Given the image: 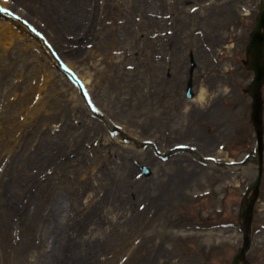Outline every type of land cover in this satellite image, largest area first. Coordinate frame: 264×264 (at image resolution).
<instances>
[{"label":"rangeland","instance_id":"1","mask_svg":"<svg viewBox=\"0 0 264 264\" xmlns=\"http://www.w3.org/2000/svg\"><path fill=\"white\" fill-rule=\"evenodd\" d=\"M106 1L82 5L81 0H0L2 10L24 18L48 37L61 62L76 73V80L71 81L62 74L64 84L58 83L55 74L47 76L45 63H39V46L25 38L15 23L18 36L0 45L4 52L0 57V153L5 154L0 163V236L5 235L11 245L2 246V251L13 252L14 241L22 238L19 244L30 247L26 258L33 261L29 264H50V252H57L54 234L40 231L33 241L29 232L11 223L9 206L16 204V187L10 184L29 171L33 182L26 189L27 196L40 192L48 180L47 186L52 185L55 192L77 191L73 193L78 194L83 214L76 218L81 219L83 233L77 236L74 251L88 264H230L241 244L238 209L242 194L257 167L255 160L239 161L256 147L251 98L246 91L252 72L245 66V46L264 0H154L153 8L150 0H142L145 15L150 13L155 23L148 36L157 44L160 39L165 43L153 55L166 69L154 71L148 83L155 87L144 86L166 96L159 100L154 93L151 121L142 119L148 118L149 107L144 103L134 116H143L142 122H131L126 109L117 111L118 105L132 97L127 93L129 78L138 75L141 80L146 68L138 58L116 57L109 65L110 52L119 55L121 50L128 56L131 49L127 45L114 49L111 41L126 37L121 26L124 18L120 11L115 15V0ZM133 4L131 0L123 6L125 15ZM63 6H69L67 14H62ZM88 6L97 9L92 18L82 12ZM131 13L132 27L134 20L146 27L151 23L140 16V10ZM81 14L90 37L74 34L76 23L66 27L71 20L81 19ZM136 36L137 41L144 38L142 31ZM144 48L140 40L139 51L146 53ZM121 66L126 73H121ZM82 74L90 75V85ZM190 75L194 95L201 86L205 92L204 107L184 96ZM109 82L116 85L108 87ZM142 85L139 81L136 92ZM118 93L122 95L116 99ZM262 98L264 106V86ZM262 142L263 173L247 253L251 264H264V125ZM78 144L79 152H70ZM178 144L186 148L175 147ZM51 147L56 150L48 155L49 161L26 160ZM80 152L89 158L82 164L76 160ZM163 154L167 159L162 160ZM14 155L24 159L21 165H16ZM206 156L219 160L208 163ZM64 158L73 159L72 165L60 161ZM119 160L123 166L134 165L121 178L116 167ZM140 166L148 167L150 174L143 175ZM175 168L177 176L172 175ZM134 178L143 179L139 192L129 185ZM112 179L118 181L115 186H109ZM5 184L9 185L4 188ZM63 244L71 247L65 239ZM41 248L49 252L41 256ZM65 257L60 264H67ZM0 264H19V259L0 258Z\"/></svg>","mask_w":264,"mask_h":264},{"label":"bare ground","instance_id":"2","mask_svg":"<svg viewBox=\"0 0 264 264\" xmlns=\"http://www.w3.org/2000/svg\"><path fill=\"white\" fill-rule=\"evenodd\" d=\"M81 1H82V5H83L86 2L92 3L93 0H81ZM109 1H111V0H108L106 2H109ZM150 1H151V4H149L150 5L149 7L153 8L152 5H154V0H150ZM144 2H146V0H144ZM130 3H131V0H115V7L117 8L115 10L116 11L115 15H117L118 11H120L119 16L121 18H124V21L121 24V26H123L125 28L124 31H126L125 32L126 37L122 38V39L118 38L119 40L113 39L111 42L113 43V41H114V43L116 45L114 47V49H122L123 45H127V47L129 46V48L131 49L129 54L132 56H130V55L127 56V54L125 52L123 54V52L121 50L119 52V55H113L112 52H110L111 53L110 54L111 59L109 61V65H111V66L113 65V62H114L113 60L116 57H123L125 59L138 58L141 62H143V65H144L143 67H145L146 69H145V72L143 73L144 76L142 75L141 80H139L140 82L143 83V85L140 86V90L138 92H136V86L138 87V85H139V81L137 79L138 75H137V77H130L129 78V82L127 83L128 84L127 93L131 94L132 97L128 101L127 104L122 103V104L118 105L117 111L123 112L126 109L129 116L131 114V116H130L131 122L132 121L140 122L141 118L143 116H140L141 118L139 117L138 119L135 118L134 116H136L137 113L140 112V109L144 106V103L146 102V105H148V107H149L148 108V115H147L148 118L147 119L142 118V119L151 121V120H153V117L149 116V115L152 113L151 110H153V106H154V103L152 100L154 98L153 97L154 93H155L156 97H159V100H162V98H164L166 96V92H161L158 89L156 90L155 88H154V90H156V91H154L151 88H145L144 86H147V84H148L152 87H155L151 83H148L149 81H152V76L154 75L153 74L154 71L161 70L164 73L166 70L164 68V65L159 64L158 59L153 55L154 50L157 49L158 46L165 45V43H163V39H160V41L157 44V42L151 41L152 39H150V36H148V31H150V28L151 29L154 28L155 23L153 21H151L150 17L145 15V8L142 7V0H138L137 4H136V1L133 0L134 4L131 8V12L133 10L134 11L140 10L141 11L140 16L142 15L141 17H144L145 20H150L151 23H148L149 25H148V27H146V26H142L140 24V22H138V24H137L135 22V20L133 19L134 20L133 21V27H132V24L130 25V23H132V22H130L129 19H130L132 13L130 12L127 15H125V13L123 12L124 11L123 6L126 5V7H127ZM68 7L69 6H63L60 9L62 14L68 13V11H67ZM96 10L97 9H92L90 6H88V7L83 8L82 12L85 13L86 17L91 16L90 18H92L94 16V14L96 13ZM57 13H59V12H57ZM80 16H81V19L71 20L69 23H66V22H64V23H66V27L68 25L74 26L76 23L77 26H75L73 33L75 34V32H78L77 33L78 35L83 34L84 37H88L90 35V33L88 32L89 27L86 25H85L86 27H84L85 22L83 24H81L84 17L82 14ZM52 17L54 18L53 14H52ZM66 17H67V15H66ZM117 17H118V15H117ZM54 21H55V19H54ZM12 22H14V21H10V19L0 18V45L1 44L7 45L11 41H13L12 39H15L18 36V34H16L14 32L15 30L18 31V29L14 26V24ZM113 23H117V22H113ZM142 23H143V21H142ZM135 26H138L137 30H135L136 29ZM22 28H24V27L21 26V29H20L21 31H22ZM68 29L71 31L70 28H68ZM141 31H142V35L144 34V38L140 37L138 39L139 41H137L138 36H136V35H139ZM22 33H25V32H22ZM140 40L142 41V45H145L144 49L147 50L146 53H142L139 51ZM160 42H162V43L159 44ZM36 44H37V46H39L40 52L45 53L44 48L41 45V42L37 41ZM117 46H119V47L117 48ZM99 47L102 48L101 46H98V48ZM137 47H138V50H137ZM133 53H136L137 55L136 54L133 55ZM3 56H4V52H2V53L0 52V57H3ZM46 57H48L50 62L53 63V65H51L49 62H45V66L47 69L46 70L47 76H49V75L52 76L51 73L55 74L58 77V83L64 84L61 72H60V75L56 72L59 70V68L57 67V64H55V61L50 56L46 55ZM68 63H70V62H68ZM121 69H122V66H121ZM123 71H124V69L121 70V73H123ZM117 74H118V72H117ZM81 77L84 79V81L86 83H89V85L91 84L90 75L87 76L86 74H82ZM150 77H151V80H149ZM130 82H135V83H130ZM137 82H138V84H137ZM115 85L116 84H114V83H113V85H112V83H110V85L108 87H110V86L114 87ZM201 87L199 88V92H197L196 96H194L192 99H189V100H193L195 98L198 105L199 106L202 105V107H204V105L206 104L205 103L206 101H204L205 92H204L203 88H201ZM109 94L111 95L110 92H109ZM119 95L121 96L122 94L118 93L116 95V99H118ZM55 150L56 149L54 147H51V148L45 150L44 154H41V152H39L37 158H34V156H29V157H27L26 160H29L31 163H38L39 161L41 162V161H45L47 159L49 161L50 158L48 157V155H52V153ZM79 150H80L79 145H74V149H72L70 152H73V151L79 152ZM192 153H195L197 155L196 151H193ZM68 154H70V153L69 152L66 153V157ZM144 154L146 155V153H144ZM220 154H221L220 152H217V155H220ZM57 155H58V153H56L54 156L57 157ZM197 156H199V155H197ZM146 158H147V155H146ZM78 159H79V161L77 163L82 164L86 161V159H89V158L86 156V154L84 152H80V153H78V157L76 160H78ZM119 159H120V157H119ZM149 159H150V157H149ZM72 161H74V160L71 158L66 159L64 164L66 166H71L73 163ZM22 162L23 161L19 160V162L16 165L18 166V164H20ZM118 162H119V164L116 165V167H117V171H118L120 178L122 177L123 173H125V172L127 173L129 171H132V169H134V165L131 164L130 162L128 163L127 166L126 165L123 166V162L121 160H119ZM16 167H15V169H16ZM177 170H178V168H175L174 170L172 169L171 170L172 175L173 174L175 176L179 175ZM101 176H102V172L100 171L99 179ZM185 177L186 176H182V177H180V179L185 178ZM142 181H143V179H135L133 181H130L129 185L131 187H135V189L139 192V187L142 188V185H143ZM32 182H33L32 177L27 175L26 177H21L18 181L16 178L14 180V182L12 184H10L11 187H16L14 189V192H15L14 201L16 202V204L14 203L15 209H13V207H10L12 214H13L11 223H17L19 221H20L21 225L24 223L21 227V230L23 229L24 231L29 232L32 236L33 235L35 236V234L39 233L40 231H42L43 233L45 232L46 234H49V235H52V234L55 235L54 243L58 246V249H57L56 253H54L53 255H50V260L48 261V263L50 262V264H60L62 257L64 255H66V258L68 260L66 262H74L75 261V264H76L78 260L79 261H86V259L82 260L81 259L82 257L79 254H75L76 251H74L76 248L75 241L77 240V236L80 235V231H82L81 227L83 226L82 224H80L81 222H79V223L76 222V221H80V220H77V218L79 217L80 214H83V208L79 206V205H81V201H80V199L76 200V199H78V194L73 193V192H77V191L75 190V191L69 192V193L64 192V191H60V192L54 193V191L52 192V190L50 188V187H52V185H50L49 187L47 186V184L50 182L48 180V183L46 185L42 184V187L39 190L40 192L34 194L32 197L29 198L30 202L28 205L26 189L27 188H28V190L31 189L29 187H31L30 185ZM117 182H118L117 179H112V180L108 181L109 186H115V184ZM2 184H4V183H2ZM126 184H128V183H125L123 185L128 187ZM8 185L9 184H5L3 187L6 188ZM0 194H1V192H0ZM44 196L46 198H44ZM50 196H52V197H50ZM33 198L35 199V201L32 200ZM101 201L103 202L105 200L101 198ZM31 204L33 205L32 210H30V207H29ZM15 205H16V207H15ZM25 222H28V223L25 224ZM0 230H1V226H0ZM64 239L66 242L69 243L68 246H71V247H69L70 251H69V248H65V244H63ZM21 241H22V238H21ZM5 245H7L6 237H5V235H2V236H0V258L10 257L13 260V259L18 257L19 258V264H27L28 261L31 260L30 258L25 257V259H22V261H20L21 258H24L23 253H25L26 250L30 248V247L26 246L25 244H17L13 248L14 249L13 251H15L13 253V255H11V254L6 255L5 254L6 252L3 253L2 246L4 247ZM74 258H76V260ZM80 263L86 264L84 262H80Z\"/></svg>","mask_w":264,"mask_h":264},{"label":"water","instance_id":"3","mask_svg":"<svg viewBox=\"0 0 264 264\" xmlns=\"http://www.w3.org/2000/svg\"><path fill=\"white\" fill-rule=\"evenodd\" d=\"M263 29V32L260 29ZM263 55H264V8L261 10L257 17V26L255 30L252 32L249 44L247 46V56L249 58L248 67L254 71V80L249 88V92L253 97V118L257 122L256 130L258 134V138H260L261 133V123L259 121L260 116V94L259 88L264 80V62H263ZM259 177L253 183L254 185V192L252 199L249 203V208L253 205V202L257 196V189H258ZM247 221H246V232L249 231V220H250V213H247ZM246 244L247 245V236H246ZM245 247L240 251L239 255L242 254ZM235 262V261H234ZM235 264V263H234Z\"/></svg>","mask_w":264,"mask_h":264}]
</instances>
